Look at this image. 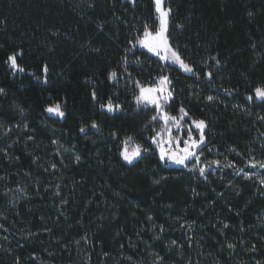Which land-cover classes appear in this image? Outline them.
Listing matches in <instances>:
<instances>
[{
    "label": "trees",
    "instance_id": "trees-1",
    "mask_svg": "<svg viewBox=\"0 0 264 264\" xmlns=\"http://www.w3.org/2000/svg\"><path fill=\"white\" fill-rule=\"evenodd\" d=\"M164 6L195 74L132 47L158 27L153 0H0V264H264V186L250 173L264 162V102L248 99L264 87V0ZM161 74L167 113L205 122L204 176L151 144L159 120L136 82ZM109 99L121 110L102 109ZM57 103L62 118L45 111ZM129 136L149 147L132 164Z\"/></svg>",
    "mask_w": 264,
    "mask_h": 264
},
{
    "label": "snow or ice",
    "instance_id": "snow-or-ice-1",
    "mask_svg": "<svg viewBox=\"0 0 264 264\" xmlns=\"http://www.w3.org/2000/svg\"><path fill=\"white\" fill-rule=\"evenodd\" d=\"M153 3L155 12L157 14L156 19L158 20V27L152 28L151 26L145 24L142 35L136 38L135 43L132 44V47L134 48L138 45L140 48L145 49L148 53L158 57L161 61L177 64L185 73L195 74L194 68L186 63L179 52L174 50L169 44V37L167 33L171 9H165L163 7V0H153ZM129 51H131V49H129ZM7 62L14 72L24 71V69L19 67L17 64L16 55H9ZM137 62L139 61L137 60ZM125 63H127L126 57ZM43 71L47 73V66L44 67ZM116 75L117 73L115 71L111 72L109 75V80L115 78ZM208 75L209 77L211 76L210 73ZM44 83H47V80H45ZM170 84L171 80L169 77L163 74H161L157 80L147 86L137 81L136 87L138 88V94L135 95V102L138 107L143 106L145 108L151 107L154 109L157 114L151 117V121H163V127L159 131L155 132V135L149 137L151 144L155 145L159 150V159L161 162L171 161L172 163L178 165H184L186 161L191 159H195V161L199 162L200 155L197 154L196 149L205 142V122L203 120L192 121L194 128L199 130V139H194L191 129L187 131V139H184L183 141L180 140V137L173 136L170 125L180 129L181 121L184 119V117L188 116V113L183 107H181L179 111L182 115L179 119H177L176 116L169 115L164 109V105L169 103V101L172 99V90L169 87ZM0 94H4L3 88H0ZM93 99H96L95 92H93ZM248 99H256L264 102V87H256L254 89V96L250 95ZM207 100L211 101L213 100V97L208 96ZM101 108L111 113L121 110V105L118 103L114 104L111 99H109L107 104L101 105ZM45 111L61 118L65 115L59 103L47 107ZM262 119H264V117H262ZM91 127L95 129L98 128V125L95 121H93ZM83 131L84 128H81V132ZM165 134H167V139H164ZM113 135H116V133H113ZM53 143H55V141H53ZM181 143L183 145L182 147ZM122 145L123 146L120 150V156L128 164H132L134 160L141 156L142 152L147 153L149 151V147L136 144L133 141V138L130 136L122 141ZM165 145H168V147L166 148ZM77 159L79 160V157H77ZM213 163L218 164L217 161H213ZM53 167H55V165H53ZM251 167H256V164H252ZM259 167L264 168V163H260ZM199 172L203 176L205 173V168L200 167ZM246 178H248L247 174ZM260 183L261 186H264V180H261ZM225 227H227V225H225ZM173 243H175V241H173ZM228 247L232 248L233 245L229 244Z\"/></svg>",
    "mask_w": 264,
    "mask_h": 264
},
{
    "label": "rangeland",
    "instance_id": "rangeland-1",
    "mask_svg": "<svg viewBox=\"0 0 264 264\" xmlns=\"http://www.w3.org/2000/svg\"><path fill=\"white\" fill-rule=\"evenodd\" d=\"M163 7L165 8V6H164V0H163ZM166 9V8H165ZM145 50V49H144ZM149 54H151V53H149ZM152 55V54H151ZM153 56V55H152ZM154 57H156V56H154ZM157 59H159L158 57H156ZM160 60V59H159ZM160 62L162 63V65H166V64H171V65H173V66H176V67H178L179 69H180V67L177 65V64H173V63H171V62H164V61H161L160 60ZM182 70V69H181ZM183 71V70H182ZM184 72V71H183ZM169 87H170V85H169ZM172 98H173V92H172ZM164 109H165V105H164ZM49 114H51V113H49ZM157 114V113H156ZM51 115H54V114H51ZM170 115V114H169ZM177 117V119H179L180 118V116H176ZM192 121L193 120H190V121H187L186 119H185V117H184V119L181 121V128L180 129H177L175 126H172V125H170V127H171V131H172V134H173V136L174 137H180V140L181 141H183L184 139H187V131L189 130V129H191L192 130V132H193V136H194V139H199V135H200V133H199V130H197V129H195L194 128V126L192 125ZM163 127V121L162 120H159V129L157 130V131H159L161 128ZM156 131V132H157ZM204 133H205V129H204ZM164 139H167V134H165V136H164ZM125 140V139H124ZM134 141V140H133ZM136 144H138L136 141H134ZM174 143H175V141H174ZM204 144H205V142L203 143V144H201L200 145V147L199 148H197L196 149V152H197V154L198 155H200V161L199 162H197V161H195V159H191V160H188V161H186L185 162V164L184 165H178V164H174V163H172L171 161H165V162H163V163H165L166 165H169V166H176V167H180V168H183V169H185V170H189V171H191L193 174H198L199 176H202L201 174H200V172H199V168L200 167H203V168H205V173H204V175L209 171V169H210V167H209V163H208V161H207V158H206V156L203 154L204 152L202 151V149H203V146H204ZM122 142H121V148H122ZM183 145H182V143H181V147H182ZM154 147H155V149H156V151H157V154H158V157H159V150L156 148V146L154 145ZM165 147L167 148L168 147V145H165ZM143 153V152H142ZM142 153H141V155H142ZM139 158V157H138ZM137 158V159H138ZM122 159V158H121ZM136 159V160H137ZM123 160V159H122ZM136 160H134V161H136ZM124 161V160H123ZM133 161V162H134ZM125 163H127L126 161H124ZM260 163H264V162H260V161H258V162H255V163H253V164H256V167H251V165H250V173L251 174H257L258 176H259V178H260V180H264V168H260L259 167V164ZM128 164V163H127ZM190 169H193V170H190ZM203 175V176H204Z\"/></svg>",
    "mask_w": 264,
    "mask_h": 264
}]
</instances>
